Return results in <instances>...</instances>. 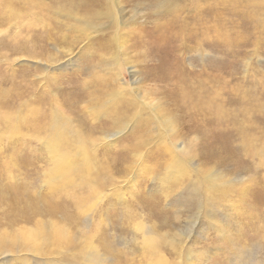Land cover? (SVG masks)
Listing matches in <instances>:
<instances>
[{
  "label": "rangeland",
  "instance_id": "rangeland-1",
  "mask_svg": "<svg viewBox=\"0 0 264 264\" xmlns=\"http://www.w3.org/2000/svg\"><path fill=\"white\" fill-rule=\"evenodd\" d=\"M0 264H264V0H0Z\"/></svg>",
  "mask_w": 264,
  "mask_h": 264
},
{
  "label": "bare ground",
  "instance_id": "bare-ground-1",
  "mask_svg": "<svg viewBox=\"0 0 264 264\" xmlns=\"http://www.w3.org/2000/svg\"><path fill=\"white\" fill-rule=\"evenodd\" d=\"M35 110L36 108H33L34 112ZM61 115H59L58 117L61 118L60 117ZM63 117L65 118V116H62V119ZM65 119L62 120L61 124H59L60 120L57 122L55 121L56 123L54 125L53 124L49 125L48 128V130L50 129V134H48L46 138L47 139L46 145L52 156V162L54 165L53 168L47 171L46 173L47 178L49 177L51 178L57 177V179L62 178L63 176L72 173L74 171L80 173V171L83 172L86 170L87 172H90L93 168L96 167V164L92 162L91 156H88L87 159L84 157L82 159L83 164L80 165V160H73V158H70L72 156L71 149L70 152L65 151L66 148L67 151H69V146L66 147L65 144L70 145V143L67 144L69 132L66 133V130L69 127V123L67 124L66 122H68V120ZM45 131H47V129ZM47 181L50 180L48 179ZM53 206L54 205L52 204L51 207ZM39 221L42 220L41 219L35 220L33 222L34 224L31 227L30 226L25 227L22 225L15 231L14 235L11 238L17 239L20 242V244L22 246H25L26 248H31L36 250L37 247L41 246L43 240L51 244H56L57 246L68 242L67 240L70 234H68L67 230L62 225L56 222H51V224H47L46 226H44L45 224ZM5 235H7V233H3V236ZM157 263H162L161 258L160 260L157 261Z\"/></svg>",
  "mask_w": 264,
  "mask_h": 264
}]
</instances>
